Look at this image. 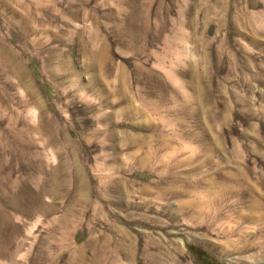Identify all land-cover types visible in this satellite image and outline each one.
Here are the masks:
<instances>
[{
  "label": "rangeland",
  "instance_id": "obj_1",
  "mask_svg": "<svg viewBox=\"0 0 264 264\" xmlns=\"http://www.w3.org/2000/svg\"><path fill=\"white\" fill-rule=\"evenodd\" d=\"M242 169L264 0H0V264H264L222 235Z\"/></svg>",
  "mask_w": 264,
  "mask_h": 264
},
{
  "label": "bare ground",
  "instance_id": "obj_2",
  "mask_svg": "<svg viewBox=\"0 0 264 264\" xmlns=\"http://www.w3.org/2000/svg\"><path fill=\"white\" fill-rule=\"evenodd\" d=\"M34 103L37 107H40L41 105V101L39 99H36ZM91 132L93 134L99 133V131L97 130H91ZM253 176L254 175L249 170L242 169L240 173L237 172L235 175L229 177V179H233L237 182V186H234L235 188L229 186L221 187V227L223 228L222 235L226 239L225 243L230 252L241 251L243 249L256 250V246L254 247L252 245V242V244H249V242L245 239L247 236H249V232H247L248 230H253L252 233L254 234V237L262 236L264 234V174H261L260 177L258 176V181L256 179L255 183L252 182ZM232 199H234V202L229 203ZM207 204L208 202L205 203V205ZM217 205L218 204H216V206ZM249 211L251 212V214H249ZM254 211H257L258 213L256 216L253 215ZM212 212L214 214L211 216V218H209L210 221L208 222V224L219 221L217 219L220 217L218 216L219 211ZM227 212L229 214L226 216ZM209 215H211L210 211L205 214V216L208 217ZM247 223L253 224L255 226H253L252 228H248V226L244 227V225ZM232 237H236L237 239L233 240L234 238ZM256 245H261V243H256ZM261 254H263V258L264 251L260 246V251L257 252V258Z\"/></svg>",
  "mask_w": 264,
  "mask_h": 264
},
{
  "label": "water",
  "instance_id": "obj_3",
  "mask_svg": "<svg viewBox=\"0 0 264 264\" xmlns=\"http://www.w3.org/2000/svg\"><path fill=\"white\" fill-rule=\"evenodd\" d=\"M209 34H211V31L209 32Z\"/></svg>",
  "mask_w": 264,
  "mask_h": 264
}]
</instances>
